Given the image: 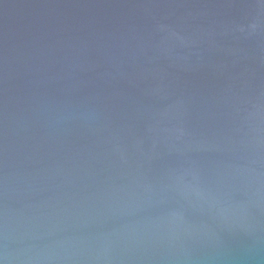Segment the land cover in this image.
Masks as SVG:
<instances>
[{"label":"water","instance_id":"95a60500","mask_svg":"<svg viewBox=\"0 0 264 264\" xmlns=\"http://www.w3.org/2000/svg\"><path fill=\"white\" fill-rule=\"evenodd\" d=\"M0 264H264V0H0Z\"/></svg>","mask_w":264,"mask_h":264}]
</instances>
